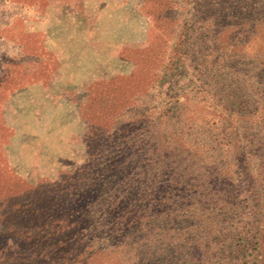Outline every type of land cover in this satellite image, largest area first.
Segmentation results:
<instances>
[{
	"label": "trees",
	"instance_id": "trees-1",
	"mask_svg": "<svg viewBox=\"0 0 264 264\" xmlns=\"http://www.w3.org/2000/svg\"><path fill=\"white\" fill-rule=\"evenodd\" d=\"M180 5L196 19L124 51L135 71L94 89L84 164L35 187L0 168V229L27 227L0 264H264V0ZM15 38L0 97L52 69L35 35Z\"/></svg>",
	"mask_w": 264,
	"mask_h": 264
},
{
	"label": "rangeland",
	"instance_id": "rangeland-1",
	"mask_svg": "<svg viewBox=\"0 0 264 264\" xmlns=\"http://www.w3.org/2000/svg\"><path fill=\"white\" fill-rule=\"evenodd\" d=\"M181 1L166 0L159 8V0H0V78L21 55L17 33L35 35L40 54L52 66L50 72L25 69L24 86L0 97L4 176L35 187L38 181H58L62 173L84 164L90 154L86 106L94 89L104 86L113 92L115 77L135 71L124 51L163 40L164 32L174 33L188 13L196 19ZM158 11L169 19L157 22ZM195 72L191 95L197 99L207 81ZM26 236L24 224L0 229V247L4 241L21 246Z\"/></svg>",
	"mask_w": 264,
	"mask_h": 264
}]
</instances>
